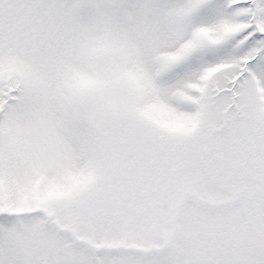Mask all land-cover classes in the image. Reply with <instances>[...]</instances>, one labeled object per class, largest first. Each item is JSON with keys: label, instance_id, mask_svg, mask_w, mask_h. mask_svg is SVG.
I'll use <instances>...</instances> for the list:
<instances>
[{"label": "snow or ice", "instance_id": "obj_1", "mask_svg": "<svg viewBox=\"0 0 264 264\" xmlns=\"http://www.w3.org/2000/svg\"><path fill=\"white\" fill-rule=\"evenodd\" d=\"M0 264H264V0H0Z\"/></svg>", "mask_w": 264, "mask_h": 264}]
</instances>
